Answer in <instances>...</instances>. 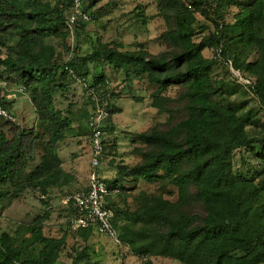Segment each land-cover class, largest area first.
<instances>
[{
	"label": "trees",
	"instance_id": "16d2710c",
	"mask_svg": "<svg viewBox=\"0 0 264 264\" xmlns=\"http://www.w3.org/2000/svg\"><path fill=\"white\" fill-rule=\"evenodd\" d=\"M99 1L87 0L88 8ZM155 2L165 23L158 37L164 45L160 52L152 53L142 43L124 48L119 41L97 39L80 53L78 36L102 8L92 11L94 17L81 0L89 20L77 19L72 55L62 60L46 40L60 39L66 46L70 39L66 18L73 0H0V66L5 84L24 87L36 112L31 127L0 120V201L26 190L44 199L69 183L71 175L62 166L59 150L70 137L89 139L90 111L85 103L75 111L72 103L65 110L58 108L56 92L66 97L77 79L83 81L85 90L93 89L99 104L109 110L103 130L112 132L118 108L110 101L122 95L141 101L131 88L144 82L152 87L149 105L166 114V120L131 135L132 152L139 159L133 165L119 162L115 176L106 181L116 193L129 188L123 183L129 179L133 185L143 182L162 189L169 185L176 194L171 199L159 190L152 192L134 210L127 205L115 208L111 201L122 243L139 257L173 256L182 264H264V134L255 131L257 112L245 106L237 110L224 102V81L213 76L218 64L230 60L253 79L249 91L264 107V0ZM230 8L237 11L227 22ZM196 14L212 30L202 25L197 36ZM206 49L213 50V57L204 55ZM90 65L99 72L87 84ZM105 67L122 75L114 86ZM170 86L176 87L174 96L164 93ZM87 100L92 102L90 96ZM0 102L11 109L5 95L0 94ZM104 148V155L111 152L106 141ZM242 148L261 162V169L250 176L234 170V150ZM73 215L68 209L65 225L76 238L86 242L100 235L92 228L72 231ZM48 217L45 211L43 217L19 224L12 233L0 232V264H58L68 233L45 235L43 223ZM69 257L71 264H92L87 247Z\"/></svg>",
	"mask_w": 264,
	"mask_h": 264
},
{
	"label": "rangeland",
	"instance_id": "374dc122",
	"mask_svg": "<svg viewBox=\"0 0 264 264\" xmlns=\"http://www.w3.org/2000/svg\"><path fill=\"white\" fill-rule=\"evenodd\" d=\"M108 1L112 3L107 5ZM84 3L88 13L91 14L93 13L92 11L102 8L99 11L100 16L96 17L93 13L92 15L96 17L95 21L88 23L87 30L83 31L84 33L81 32L78 36V50L80 53H86L97 39L101 42L119 41L124 45V48H132L131 46L134 44L142 43L152 53H158L163 50L164 45L158 40V37L165 29V23L157 15L155 0H101L90 8H88L87 0H84ZM236 11V8H230L226 16L227 22L233 21V14ZM196 17L197 20L194 26L197 30V36H199L198 30L202 25H207L212 30L211 24L200 14H196ZM46 42L56 47L58 59L66 60L72 55L75 38L73 40L68 38L66 46L63 45L60 39L56 38H48ZM67 45L69 46L68 50ZM204 55L213 57L214 52L211 49H206ZM90 69L92 71L87 77V84L92 81L94 73L99 72L93 65H90ZM104 72L111 78L113 86L122 78V75L113 73L108 67L104 68ZM213 76L224 81V102L229 101L237 110L245 106L246 108H253L257 112L256 117L259 120V125L255 131L257 135L264 134V107L260 106L257 99L249 91V88L238 83L225 65L218 64L214 68ZM5 77L6 74L3 67L0 66V94H10L14 103L11 105L9 112L14 116L16 123H20L25 127L33 126L36 122V112L29 101L27 93L17 91L16 89H19V85L5 84ZM85 88L83 81H78L71 85L66 97L56 92L54 94L55 105L65 110L68 104L72 103L75 105V111L80 104L85 103L90 111L93 104L87 100ZM131 89V94L140 96L142 98L141 101L127 98V95H122V97L114 98L110 101L113 106L118 108V112L112 117L114 130L112 132L107 131L104 135L107 151L111 152L106 153L104 158H102L98 172L106 180H110L115 176L116 165L119 162L133 165L139 159L132 152L134 145L131 142V135L149 128L156 122H164L166 120V114L157 113L149 105L148 99L152 87L148 88L144 82H138L134 83ZM124 90L127 91L128 89ZM164 93L174 96L176 87H167ZM72 138L70 137L65 143H62L59 155L66 170L71 171V169L75 168L80 171V175H77L75 180H70L69 183L71 184L68 188L80 189L77 184L81 182V185H83L86 180L85 175L90 171V154L82 152V150L86 149L83 141L88 142L89 140L88 138L79 140L81 145L78 148V141L75 140L76 142L72 141L74 143H69ZM73 155L75 156L73 157ZM81 156L83 157L82 160L80 159ZM112 160L113 163L111 162ZM233 166L236 172L239 171L242 174H246V176H250L254 169H261V162L252 152L242 148L234 150ZM128 180H123V183L129 186L126 191H117V193L111 195L110 200L115 204V208H123L127 205L134 210L142 203L145 195L158 190L171 199L176 194L175 190L169 185L162 189L158 188L156 184L143 182L133 185L132 182H127ZM64 193V190L61 191L57 188L51 191L49 196L41 199L42 197L38 192L26 190L17 198L0 201V232L12 233L19 224L31 223L34 219L43 217L45 211H48L49 217L43 223L44 234L60 237L64 231L68 233L66 245L58 264H71L72 259L69 255H75L83 247H87V253L90 255L92 264H182L173 256L139 257L131 253L126 245H115L104 235H95L86 242L76 238L74 233L67 230L65 225L69 217L61 202ZM121 193H123V196ZM79 264H84V261L79 262Z\"/></svg>",
	"mask_w": 264,
	"mask_h": 264
},
{
	"label": "built area",
	"instance_id": "2783aa9c",
	"mask_svg": "<svg viewBox=\"0 0 264 264\" xmlns=\"http://www.w3.org/2000/svg\"><path fill=\"white\" fill-rule=\"evenodd\" d=\"M89 20L87 13L82 11L81 0H73L72 12L66 18V27L70 34V39L74 38V28L77 19ZM233 78L240 84L251 87L253 80L245 76L240 70L233 67L230 60L224 61ZM72 73V70H69ZM80 80L77 79V82ZM84 84V83H83ZM84 86H86L84 84ZM86 89V88H85ZM17 91H24L20 86ZM87 97L92 99V107L89 112L87 124L90 129V171L88 184L85 189L78 191H68L64 189L62 204L65 209H71L73 216L70 218V229L78 231L92 228L96 233L106 236L112 243L123 246L118 229L114 224V210L111 207V195L116 193L111 189L106 179L100 176L98 169L104 155L105 130H103L107 119L110 116L109 110L99 104L93 89L85 90ZM12 97L11 95H7ZM6 119L16 122L14 116L0 102V120Z\"/></svg>",
	"mask_w": 264,
	"mask_h": 264
},
{
	"label": "crops",
	"instance_id": "0c3cea01",
	"mask_svg": "<svg viewBox=\"0 0 264 264\" xmlns=\"http://www.w3.org/2000/svg\"><path fill=\"white\" fill-rule=\"evenodd\" d=\"M7 95H10V94H6L5 95V98L7 99V100H10L11 102H12V105L14 104L13 103V99H12V97H9V96H7ZM77 122H75L73 125L76 127L77 126ZM82 138H84V139H86V137L85 136H82V135H79V136H75V137H73L71 140H70V144L71 143H74V142H76V141H78V148H80L79 146L81 145L80 144V142H79V140H81ZM76 140V141H75ZM89 140V139H88ZM72 141H74V142H72ZM67 145V144H66ZM83 145H84V147H86V149H84V150H82V152L83 153H85V154H90V142L88 141H83ZM65 146V145H64ZM77 150V149H76ZM75 155H73V157H74ZM80 159L82 160L83 159V157L81 156L80 157ZM75 160H79V159H75ZM74 162V161H73ZM63 166V165H62ZM64 168V167H63ZM64 170L66 171V172H68L70 175H71V179L70 180H75V178H76V176L78 175H80V171H78L77 169H71V171H68V170H66L65 168H64ZM88 176H89V172H88V174L86 173V175H85V178H86V180H85V182H83V185H81V182L80 183H78L77 184V186L79 185V187H80V189H75V188H73V189H71V188H68L69 186H70V184L71 183H68L67 184V186H64L63 187V189L64 190H69V191H78V190H82V189H85L86 187H87V184H88ZM84 179V178H83ZM70 182V181H69Z\"/></svg>",
	"mask_w": 264,
	"mask_h": 264
}]
</instances>
